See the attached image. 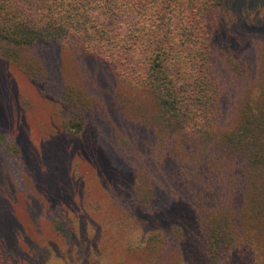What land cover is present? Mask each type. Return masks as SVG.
Here are the masks:
<instances>
[{
  "label": "trees",
  "instance_id": "16d2710c",
  "mask_svg": "<svg viewBox=\"0 0 264 264\" xmlns=\"http://www.w3.org/2000/svg\"><path fill=\"white\" fill-rule=\"evenodd\" d=\"M226 3L0 0V58L60 106L64 131L80 136L95 114L128 112L124 145L140 139L141 151L120 195L134 215L129 248L150 264H264V48L256 65L255 44L237 57L222 47ZM50 46L105 67V98L60 80L39 52ZM140 214L166 215L148 229L135 222ZM95 251L92 264L112 255Z\"/></svg>",
  "mask_w": 264,
  "mask_h": 264
},
{
  "label": "rangeland",
  "instance_id": "374dc122",
  "mask_svg": "<svg viewBox=\"0 0 264 264\" xmlns=\"http://www.w3.org/2000/svg\"><path fill=\"white\" fill-rule=\"evenodd\" d=\"M225 15L234 21H224ZM218 20L222 47L237 57L239 49L255 44L257 65L264 0H227ZM39 52L60 80L81 85L98 100L106 94L110 80L102 65L59 46ZM121 108L94 112L85 132L72 135L62 128L60 106L0 58V264H88L89 256L92 264L98 248L112 250L105 264H150L141 247L129 248L126 222L134 215H127L120 194L135 182L141 149L140 139L134 149L124 145L132 134ZM9 142L21 152H12ZM165 215L140 214L135 222L151 229Z\"/></svg>",
  "mask_w": 264,
  "mask_h": 264
}]
</instances>
